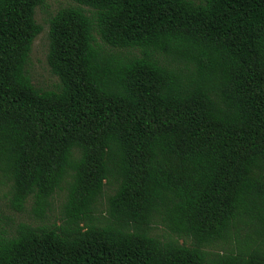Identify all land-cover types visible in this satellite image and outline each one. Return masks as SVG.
Wrapping results in <instances>:
<instances>
[{"label":"trees","instance_id":"obj_1","mask_svg":"<svg viewBox=\"0 0 264 264\" xmlns=\"http://www.w3.org/2000/svg\"><path fill=\"white\" fill-rule=\"evenodd\" d=\"M46 1L0 0V186L34 219L0 264H264V0H70L43 91Z\"/></svg>","mask_w":264,"mask_h":264},{"label":"rangeland","instance_id":"obj_2","mask_svg":"<svg viewBox=\"0 0 264 264\" xmlns=\"http://www.w3.org/2000/svg\"><path fill=\"white\" fill-rule=\"evenodd\" d=\"M72 5L70 0H47L44 8L36 9L35 21L42 27V32L35 38L29 61L27 64V72L34 87L47 91L56 90L59 83L47 66L46 55L48 51V21L60 9ZM7 189L0 186V232L11 235L15 226L20 222L34 223L32 214L30 213V204L22 213L11 210L8 206V199L5 197ZM63 193H58L52 202V208L47 215V222H52L59 217L60 209L63 203ZM157 235H166V231L162 227L155 230Z\"/></svg>","mask_w":264,"mask_h":264}]
</instances>
